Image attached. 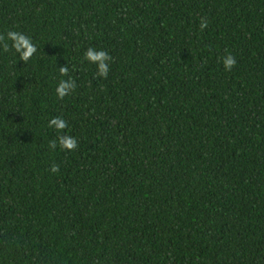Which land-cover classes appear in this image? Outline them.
Here are the masks:
<instances>
[{"label": "trees", "instance_id": "obj_1", "mask_svg": "<svg viewBox=\"0 0 264 264\" xmlns=\"http://www.w3.org/2000/svg\"><path fill=\"white\" fill-rule=\"evenodd\" d=\"M0 264H264V0H0Z\"/></svg>", "mask_w": 264, "mask_h": 264}, {"label": "clouds", "instance_id": "obj_2", "mask_svg": "<svg viewBox=\"0 0 264 264\" xmlns=\"http://www.w3.org/2000/svg\"><path fill=\"white\" fill-rule=\"evenodd\" d=\"M206 26V22L205 21H201V28H204ZM11 35V34H10ZM17 48H19V45H17ZM35 49L32 48L31 46H29L28 50L23 54L24 58L27 59V57L34 51ZM85 57L93 62L99 61V74L101 76H106L108 73V66L107 64L104 63L105 60H108L109 57L108 55L103 52V51H94L92 49H89L86 53H85ZM235 59L231 56V55H227L226 57L223 58V65L224 68L226 70H230L234 64H235ZM67 69L65 68H61V72H66ZM69 83L67 82H61L58 87H57V93L60 96H63L65 94L66 91L69 90ZM50 124H56L58 128H63L64 124L63 122H58L56 120H53L50 122ZM61 144L62 146L68 148V149H73L76 147V141L74 139L71 138H62L61 139ZM52 147H55V144L52 145ZM52 171L55 172L57 171L56 166L54 165L52 167Z\"/></svg>", "mask_w": 264, "mask_h": 264}]
</instances>
